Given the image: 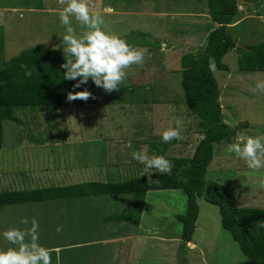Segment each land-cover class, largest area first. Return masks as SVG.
I'll use <instances>...</instances> for the list:
<instances>
[{"label": "rangeland", "instance_id": "1", "mask_svg": "<svg viewBox=\"0 0 264 264\" xmlns=\"http://www.w3.org/2000/svg\"><path fill=\"white\" fill-rule=\"evenodd\" d=\"M247 1L252 4H239L235 23L226 28L235 46L264 42V0ZM87 3L90 12L101 13L108 32L138 50H147L144 63L125 69V80L117 90L105 92L95 86L94 105L12 108L20 122H3L0 190L139 177L144 166L132 159L133 151L152 156L166 145L160 156L172 164L173 158L191 157L202 137L197 116L183 102L179 59L184 53L203 50L206 35L216 26L208 15L206 0ZM62 7L60 0H0V66L32 47L54 49L64 56V28L58 19ZM72 23L79 34L78 23ZM222 62L227 71H212L220 90L218 101L224 110L223 119L233 135L229 142L214 144L205 179L224 184L238 207L264 208V188L259 186L264 168L253 172L242 159L226 151V145L235 142L239 135L264 134V92L253 91L256 82L264 80V72L238 71L234 50L227 52ZM177 119L182 124L180 138L163 142L162 131L175 127ZM111 197L110 200L114 198ZM74 201L63 198L8 206L21 207L23 216L37 219L39 243L45 247L73 237L87 240L109 236L108 228L93 226L94 221L81 218L82 207ZM145 201L147 208L138 232H148L149 237L133 239L132 264H248L238 244L222 228L216 205L197 197L198 217L192 243L184 244L180 238L181 223L175 218L186 210L183 191L152 190L147 192ZM100 204L103 209L111 205L107 198ZM86 210L91 220L100 211L93 206ZM76 216L83 220L74 224L77 228L67 222ZM60 217L65 219V225L55 222ZM1 242L8 247L6 241L0 239ZM124 246L123 241L92 243L80 249L78 255L71 250L70 261L68 256L65 258L69 264H118L122 257L126 258L124 251H129L128 245L127 249Z\"/></svg>", "mask_w": 264, "mask_h": 264}, {"label": "trees", "instance_id": "2", "mask_svg": "<svg viewBox=\"0 0 264 264\" xmlns=\"http://www.w3.org/2000/svg\"><path fill=\"white\" fill-rule=\"evenodd\" d=\"M208 15L216 25L205 39L203 50L180 56L181 88L184 104L198 118L202 137L191 157L173 158L168 174L158 171L121 181H90L67 186H51L24 190H0V207L24 203L52 201L102 195L130 194L129 210L125 214L111 215L107 220L130 221L138 225L145 206L147 192L152 190H182L186 196V210L176 214L181 223L180 238L190 242L198 217L197 197L218 207L220 224L228 231L246 257L248 264H264V229L257 224L264 221V208H245L235 204L234 197L224 184L206 181L205 174L213 157L214 144L229 142L233 135L224 122L219 104L220 90L213 68L227 71L223 56L234 50L240 72H264V42L253 46H235L226 28L235 23L237 0H206ZM2 44V41H0ZM65 57L49 48H28L0 66V149L3 140V122H20L13 115L14 107L94 105L96 88L91 81L74 88L75 81L62 78ZM23 65V67H21ZM26 72L31 73L26 75ZM87 90V100L69 101V92ZM191 113V114H192ZM158 151L157 155L164 152ZM153 147V146H152ZM187 243V244H188Z\"/></svg>", "mask_w": 264, "mask_h": 264}, {"label": "clouds", "instance_id": "3", "mask_svg": "<svg viewBox=\"0 0 264 264\" xmlns=\"http://www.w3.org/2000/svg\"><path fill=\"white\" fill-rule=\"evenodd\" d=\"M60 3L63 7L59 10L58 19L64 28L61 40L65 57L61 65L64 70L62 78L75 81L74 88L91 81L105 92L119 89L126 77L125 69L131 65L142 66L147 50H138L118 35L108 32L103 16L99 12H90L87 0H60ZM73 20L81 29L79 34ZM210 68H214V64H210ZM30 74L26 72V75ZM253 91L264 92V80L257 81ZM90 96L91 93L85 89L69 92L67 99L87 100ZM181 128V121L177 119L175 127L162 131L161 140L167 143L179 139ZM226 151L242 159L253 172L264 168V134L239 135L235 142L226 145ZM131 157L143 164L142 175L151 174L153 170L168 174L172 170L171 162L164 156L133 151ZM259 186L264 188V176L260 178ZM19 223L22 227L0 231V239L8 244V247H0V264H52L51 250L39 243L37 219L22 216ZM257 227L264 229V221L259 222ZM60 230L57 225L56 231ZM56 264H59L58 256Z\"/></svg>", "mask_w": 264, "mask_h": 264}, {"label": "crops", "instance_id": "4", "mask_svg": "<svg viewBox=\"0 0 264 264\" xmlns=\"http://www.w3.org/2000/svg\"><path fill=\"white\" fill-rule=\"evenodd\" d=\"M127 196V197H124ZM112 196V197H111ZM110 197L113 198L110 200ZM108 199V203L111 204L109 207L102 208V205L100 204L102 200ZM74 199L77 204H79L82 209H81V218L86 219V221L92 223L94 221L95 223L93 226H102L108 228V235H100L102 238H88L86 239H81V240H75L77 238H68V242H58L54 245H51L47 248L51 250V254H54L52 257V261L56 264L57 256L59 257V264H69L70 262V252H76V255L79 254V250L82 249L83 247L87 246L88 244L96 243V244H104V245H109L115 241H123L124 245L126 244V249L128 245L129 251L126 252L124 251V256L126 258H121V260L118 262V264H132V256L134 253L130 251L131 249L134 248L135 242L133 243V239L136 237L143 236L145 238L149 237V234H146L148 232H143L144 234H141L138 232V228L141 225V221L139 222L138 225H134L130 221H115V220H107V217L111 215H119V214H125L129 210L130 206V201H131V195L130 194H123V195H102V196H90V197H84V198H70ZM82 203V205H81ZM90 206L96 207V210H100L98 214L94 213L93 218L95 219H90L89 215H87V210L89 211ZM21 207H15L13 206H2L0 207V231H3L5 229H8L10 227H20V217L23 215L21 214ZM80 210V209H79ZM145 210V209H144ZM86 211V213L84 212ZM90 213V212H89ZM143 214V213H142ZM97 215V216H95ZM142 216V215H141ZM70 221H67L70 226H76L74 224H81L83 220H79L78 216L74 218H70ZM60 224L65 225V219L60 217V219H57V221ZM51 223H54L53 219H51ZM111 225V228L109 227ZM133 226V229H132ZM138 239V238H137ZM157 239H162L165 241V239L157 237ZM2 240V239H1ZM131 242V243H130ZM192 243V242H191ZM94 246V245H92ZM133 246V247H132ZM0 247H3V243L1 242ZM75 255V254H74ZM68 256V260L65 258ZM73 256L71 255V261L74 262L75 258H72ZM67 260V261H66ZM76 264H79L77 261L75 262ZM113 264V263H112ZM117 264V263H116Z\"/></svg>", "mask_w": 264, "mask_h": 264}, {"label": "water", "instance_id": "5", "mask_svg": "<svg viewBox=\"0 0 264 264\" xmlns=\"http://www.w3.org/2000/svg\"><path fill=\"white\" fill-rule=\"evenodd\" d=\"M238 4H244V5H251L252 2L247 1V0H237ZM223 110V109H222ZM224 111V110H223Z\"/></svg>", "mask_w": 264, "mask_h": 264}]
</instances>
